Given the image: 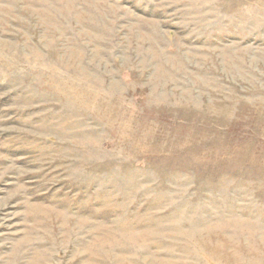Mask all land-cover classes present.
<instances>
[{"label":"rangeland","instance_id":"rangeland-1","mask_svg":"<svg viewBox=\"0 0 264 264\" xmlns=\"http://www.w3.org/2000/svg\"><path fill=\"white\" fill-rule=\"evenodd\" d=\"M0 264H264V0H0Z\"/></svg>","mask_w":264,"mask_h":264}]
</instances>
